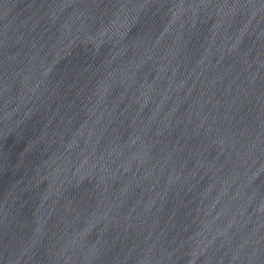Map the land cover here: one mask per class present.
I'll return each mask as SVG.
<instances>
[{
	"label": "water",
	"instance_id": "obj_1",
	"mask_svg": "<svg viewBox=\"0 0 264 264\" xmlns=\"http://www.w3.org/2000/svg\"><path fill=\"white\" fill-rule=\"evenodd\" d=\"M0 264H264V0H0Z\"/></svg>",
	"mask_w": 264,
	"mask_h": 264
}]
</instances>
